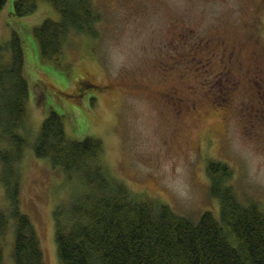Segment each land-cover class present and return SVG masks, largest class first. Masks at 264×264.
Segmentation results:
<instances>
[{
    "label": "rangeland",
    "instance_id": "374dc122",
    "mask_svg": "<svg viewBox=\"0 0 264 264\" xmlns=\"http://www.w3.org/2000/svg\"><path fill=\"white\" fill-rule=\"evenodd\" d=\"M14 1L0 11V60L10 61L17 32L29 69L30 143L12 174L0 158V210L10 213L7 185L18 179L47 264H58L53 211L83 191L77 175L34 152L52 109L69 137L102 140L105 171L132 193L194 221L206 211L219 217L206 171L216 160L229 166L236 194L264 208V0H92L96 35L72 31L56 62L41 60L34 28L60 13L40 1L15 16ZM78 81L89 84L83 92ZM11 147L0 125V153ZM10 225L0 264H16Z\"/></svg>",
    "mask_w": 264,
    "mask_h": 264
},
{
    "label": "trees",
    "instance_id": "16d2710c",
    "mask_svg": "<svg viewBox=\"0 0 264 264\" xmlns=\"http://www.w3.org/2000/svg\"><path fill=\"white\" fill-rule=\"evenodd\" d=\"M40 1L50 2L60 13V19L46 18L34 28L43 62L59 60L72 31L96 35L93 25L100 15L92 0H15L12 13L19 17L33 13ZM6 2L0 0V11ZM9 46L10 61L0 60V125L15 147L4 149L7 153H0V158L4 171L12 174L14 160L30 143L24 132L30 85L24 40L17 32ZM86 85L78 81L75 91ZM50 92L44 88L43 96ZM33 148L53 167L77 175L83 185L80 196L75 193L53 211L58 264H264V208L258 201L244 202L228 185L232 172L226 163L210 160L206 168L220 216L206 211L194 221L110 177L100 159L102 140L69 137L65 116L56 110L43 120ZM7 190L10 213L0 210V258L2 237L13 219L16 264H47L39 233L21 209L18 179L9 181Z\"/></svg>",
    "mask_w": 264,
    "mask_h": 264
}]
</instances>
